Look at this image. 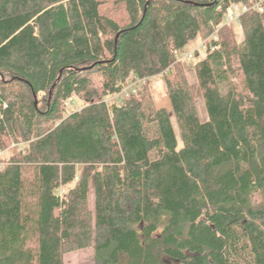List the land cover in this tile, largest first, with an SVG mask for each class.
Here are the masks:
<instances>
[{"label":"trees","instance_id":"obj_1","mask_svg":"<svg viewBox=\"0 0 264 264\" xmlns=\"http://www.w3.org/2000/svg\"><path fill=\"white\" fill-rule=\"evenodd\" d=\"M112 1L0 2V149L26 144L2 157L0 264L88 248L95 264H264L261 0ZM231 2L250 8L240 42ZM213 26L219 48L195 66L202 122L175 51ZM157 75L181 145L147 84L110 102ZM73 96L88 105L69 113Z\"/></svg>","mask_w":264,"mask_h":264},{"label":"rangeland","instance_id":"obj_2","mask_svg":"<svg viewBox=\"0 0 264 264\" xmlns=\"http://www.w3.org/2000/svg\"><path fill=\"white\" fill-rule=\"evenodd\" d=\"M2 0H0L1 2ZM112 0H109L108 3V8L111 11L113 8ZM234 31L237 37V40L240 42L244 40V33L238 23H235L233 25ZM204 40L202 39L201 36H198L195 40L190 42L185 48L181 49V53L188 52V53H193V59H182L180 62L182 63L189 85L191 89V93L193 96V100L196 105L197 109V114L202 122H206L209 119L205 101L201 92V88L198 82V77L196 73L195 66L198 62L202 61L206 57V52H204L201 48V44ZM134 82L131 80L129 84H133ZM128 84V85H129ZM147 88L153 92L154 95V100L158 106L165 107L169 110V114L171 117V121L173 124V127L176 132L177 140L179 145L182 144V139H181V134L180 130L178 127V123L176 120L175 113L171 107L170 100L167 94V81L165 75H157L155 77L147 79ZM144 85H137L133 88V90L136 91L138 95H140V92L143 90ZM110 102L117 104V105H122L125 102V97H120L118 99L111 97ZM88 105L86 101L81 100L80 98H77L76 103L68 107V112H73L75 110H80L81 108L85 107ZM10 147V146H9ZM26 147V145H25ZM25 147L24 149H19L21 151L25 152ZM17 149H11L9 150V153L6 152L3 155L4 158H8L11 154L14 153ZM17 150V151H19ZM255 201L259 202L260 198L256 196ZM90 204L93 206V189L91 188L90 192ZM94 248H88L82 251H78L75 253H70L67 254L64 258V264H95L94 262ZM127 259L125 256L122 257L121 261L119 264H126Z\"/></svg>","mask_w":264,"mask_h":264},{"label":"built area","instance_id":"obj_3","mask_svg":"<svg viewBox=\"0 0 264 264\" xmlns=\"http://www.w3.org/2000/svg\"><path fill=\"white\" fill-rule=\"evenodd\" d=\"M263 2H264V0H261V2L257 3L255 6H253L252 9L260 12L261 14L264 13V8L262 5ZM249 10H250V8L245 6V5H240V4H236L234 2H231L229 7L226 9V11L224 13L223 23L225 25H234L235 23L239 24L242 15L244 13L248 12ZM213 29L215 32L207 40H204L201 44V48L204 52H207L209 50L210 51H216L219 48L218 46L212 45V42L214 40H216V35L218 32V29L215 26H213ZM175 57H176V61L180 62L182 59H193L194 56H193V53H188V52L181 53V50H178V51H175ZM132 81L134 82L132 85L129 84V82H130L129 81L127 84H125L123 86V89L120 93H118L112 97L118 99V98L124 96L126 98L130 94L136 93V91L133 90V88L135 86L146 85V83H147V79H137V80H132ZM76 100H77V97L73 96L69 100L65 101L64 105H65L66 109H68L69 106L75 104ZM66 116H67V113L66 112L63 113V117H66ZM25 145H26L25 143L12 142L10 147L7 150L0 149V172H3L6 168V164L2 160L3 155L11 149H17V150H19L21 148L24 149ZM19 151H21V150H19Z\"/></svg>","mask_w":264,"mask_h":264}]
</instances>
